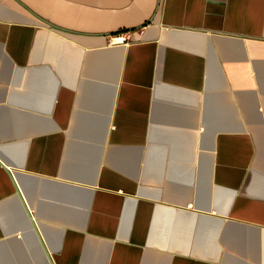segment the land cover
<instances>
[{"label":"crops","instance_id":"crops-1","mask_svg":"<svg viewBox=\"0 0 264 264\" xmlns=\"http://www.w3.org/2000/svg\"><path fill=\"white\" fill-rule=\"evenodd\" d=\"M0 124L1 262L264 264V0H0Z\"/></svg>","mask_w":264,"mask_h":264},{"label":"rangeland","instance_id":"rangeland-1","mask_svg":"<svg viewBox=\"0 0 264 264\" xmlns=\"http://www.w3.org/2000/svg\"><path fill=\"white\" fill-rule=\"evenodd\" d=\"M217 92V91H216ZM219 92L220 93H222L221 94V97H222V101H221V106H222V108H225V107H228L229 106V104H231L230 103V101H232V97L230 96V94H228V91L226 90V88L224 87H220V89H219ZM1 125V124H0ZM2 126H5V123H4V121H3V124H2ZM17 131H19L20 132V130H16V129H14V131H12V134H14V132L16 133ZM7 131L6 130H4V131H2V130H0V144L1 145H3V144H8V143H10V142H12V139L11 140H8V135H7ZM15 136V135H14ZM193 136H195V135H190V137L192 138L191 139V141H193ZM186 137V136H185ZM182 138V136H180V138H181V140L182 139H185V141H186V138ZM161 141V143H164V142H166L167 141V143H169V142H172V141H174V139L175 140H178L179 138H176V137H160L159 138ZM14 140H16V139H14ZM13 140V141H14ZM180 140V139H179ZM87 147H86V145H80L79 146V157H80V159H79V162H80V164L82 165L81 166V169L83 170V165H88V163H89V161H90V159L88 158L89 157V154H88V149H86ZM85 169V168H84ZM86 170V169H85ZM132 173L133 174H137L138 173V171L137 170H133L132 171ZM144 181V180H143ZM144 187H145V191H149V193H154L155 194V189H158L159 187L160 188H162V189H168V185H167V183L165 184L164 182L161 184V183H156V180H154L153 178H146L145 179V184L143 185ZM42 194H45V195H42ZM27 195L29 196V198H31L30 196H32V198H36V199H47V196H50V197H53L54 195H52V194H49V193H40V192H33V193H27ZM21 197L22 198H26L25 196H23V194L21 193ZM54 197H57V196H54ZM31 198V199H32ZM19 198H17L16 197V200H18ZM15 200V201H16ZM48 207H44V208H40L42 211H45V212H47L46 213V215H48V214H51L50 212H51V208H50V211H49V208L47 209ZM37 208L36 209H33L32 211L34 212V214H35V216H36V214H38L37 213ZM19 210L18 209H15V210H13V209H7V210H4V214H6V216H7V218H8V223H9V226H8V228L9 229H14V228H17V226H18V224H17V220H16V216H18V222H20V227H27V224H26V222L24 221V219H23V217H22V215L20 214L21 212H18ZM32 212V213H33ZM45 212H43V213H45ZM21 216V217H20ZM12 218H14L15 219V222H16V224L15 225H13L12 223H13V221H12ZM21 218V219H20ZM38 226V225H37ZM13 261V258H7V260H6V262H4V261H0L1 262V264H10V262L11 261Z\"/></svg>","mask_w":264,"mask_h":264},{"label":"flooded vegetation","instance_id":"flooded-vegetation-1","mask_svg":"<svg viewBox=\"0 0 264 264\" xmlns=\"http://www.w3.org/2000/svg\"><path fill=\"white\" fill-rule=\"evenodd\" d=\"M158 173H160V169H157V174H158ZM178 177H179V176H178ZM156 178L158 179V178H159V175H158ZM180 178H181V177H180ZM167 185H168V184H167ZM180 185H181V186H180L181 188H185L186 183L181 181V184H180ZM160 194H161V195H160V197H161V196L163 195V193L160 192ZM202 201H203L202 196H201V198H199V200L196 199V201H195V205H194L195 208L198 209V208H199V207H198L199 202L201 203ZM159 204H160V203H159ZM162 205H164V204H162ZM165 206H166V205H165ZM194 206L192 205L191 207H193V209H194Z\"/></svg>","mask_w":264,"mask_h":264},{"label":"water","instance_id":"water-1","mask_svg":"<svg viewBox=\"0 0 264 264\" xmlns=\"http://www.w3.org/2000/svg\"><path fill=\"white\" fill-rule=\"evenodd\" d=\"M7 162L5 161V160H3L2 158H0V166L3 168V169H5L6 171H8L9 170V168L7 167ZM18 175L19 174H14V180L17 182V178H18ZM19 184V183H18ZM155 208H156V206H153V214H155Z\"/></svg>","mask_w":264,"mask_h":264},{"label":"built area","instance_id":"built-area-1","mask_svg":"<svg viewBox=\"0 0 264 264\" xmlns=\"http://www.w3.org/2000/svg\"><path fill=\"white\" fill-rule=\"evenodd\" d=\"M126 41H127V38L124 37V35L117 36V37L113 38V43H115L117 45H122V43H124Z\"/></svg>","mask_w":264,"mask_h":264},{"label":"bare ground","instance_id":"bare-ground-1","mask_svg":"<svg viewBox=\"0 0 264 264\" xmlns=\"http://www.w3.org/2000/svg\"><path fill=\"white\" fill-rule=\"evenodd\" d=\"M0 158H3V156L1 154H0ZM3 160L6 161V159H4V158H3ZM17 179H18L19 184H21V182L19 181V177Z\"/></svg>","mask_w":264,"mask_h":264}]
</instances>
